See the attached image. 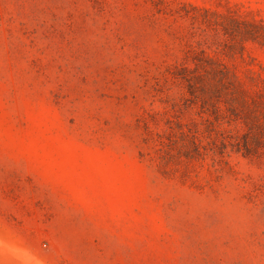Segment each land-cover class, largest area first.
Here are the masks:
<instances>
[{
    "label": "rangeland",
    "instance_id": "obj_1",
    "mask_svg": "<svg viewBox=\"0 0 264 264\" xmlns=\"http://www.w3.org/2000/svg\"><path fill=\"white\" fill-rule=\"evenodd\" d=\"M0 264H264V0H0Z\"/></svg>",
    "mask_w": 264,
    "mask_h": 264
}]
</instances>
